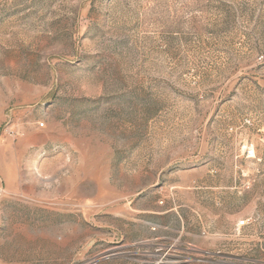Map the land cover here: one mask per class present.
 <instances>
[{
    "label": "rangeland",
    "instance_id": "obj_1",
    "mask_svg": "<svg viewBox=\"0 0 264 264\" xmlns=\"http://www.w3.org/2000/svg\"><path fill=\"white\" fill-rule=\"evenodd\" d=\"M0 264H264V0H0Z\"/></svg>",
    "mask_w": 264,
    "mask_h": 264
},
{
    "label": "built area",
    "instance_id": "obj_2",
    "mask_svg": "<svg viewBox=\"0 0 264 264\" xmlns=\"http://www.w3.org/2000/svg\"><path fill=\"white\" fill-rule=\"evenodd\" d=\"M246 155H247L248 157H255V156H256V150H255V148H254V147H247V148H246ZM244 224H245V221L242 220V221L240 222V225H244Z\"/></svg>",
    "mask_w": 264,
    "mask_h": 264
}]
</instances>
